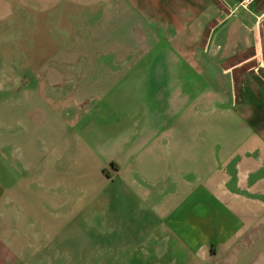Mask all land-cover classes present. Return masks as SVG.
I'll use <instances>...</instances> for the list:
<instances>
[{"label": "crops", "instance_id": "crops-1", "mask_svg": "<svg viewBox=\"0 0 264 264\" xmlns=\"http://www.w3.org/2000/svg\"><path fill=\"white\" fill-rule=\"evenodd\" d=\"M13 1L0 264H264V0Z\"/></svg>", "mask_w": 264, "mask_h": 264}, {"label": "rangeland", "instance_id": "rangeland-1", "mask_svg": "<svg viewBox=\"0 0 264 264\" xmlns=\"http://www.w3.org/2000/svg\"><path fill=\"white\" fill-rule=\"evenodd\" d=\"M12 3L15 4V6H17V2L13 1V0H10ZM38 34V33H37ZM46 34L47 33H43L42 36H37L36 39H33L32 37V40H34L32 42V46H34L33 48V51L34 53H36V55H46L49 53L50 49L45 51L44 49H42L40 47L41 44H43V42L45 41L46 39ZM75 37V33H73V35H69V39H74ZM76 40V38H75ZM24 50V49H23ZM12 51V48L11 47H6L4 52H11ZM95 258V257H94ZM39 259H41L42 261L40 263H47V264H97L98 261L95 260V259H92V258H88V257H84L83 256H59V257H56V258H49L46 260V257H40Z\"/></svg>", "mask_w": 264, "mask_h": 264}, {"label": "built area", "instance_id": "built-area-1", "mask_svg": "<svg viewBox=\"0 0 264 264\" xmlns=\"http://www.w3.org/2000/svg\"><path fill=\"white\" fill-rule=\"evenodd\" d=\"M256 0H237L238 6L244 9H248Z\"/></svg>", "mask_w": 264, "mask_h": 264}]
</instances>
